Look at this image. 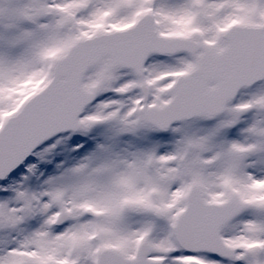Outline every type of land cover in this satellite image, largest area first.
Masks as SVG:
<instances>
[{
  "label": "snow or ice",
  "instance_id": "snow-or-ice-1",
  "mask_svg": "<svg viewBox=\"0 0 264 264\" xmlns=\"http://www.w3.org/2000/svg\"><path fill=\"white\" fill-rule=\"evenodd\" d=\"M0 264H264V0H0Z\"/></svg>",
  "mask_w": 264,
  "mask_h": 264
}]
</instances>
